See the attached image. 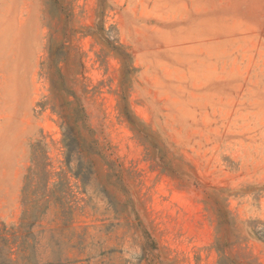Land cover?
I'll return each instance as SVG.
<instances>
[{"label":"rangeland","instance_id":"1","mask_svg":"<svg viewBox=\"0 0 264 264\" xmlns=\"http://www.w3.org/2000/svg\"><path fill=\"white\" fill-rule=\"evenodd\" d=\"M0 224L15 264H264V0H0Z\"/></svg>","mask_w":264,"mask_h":264},{"label":"trees","instance_id":"2","mask_svg":"<svg viewBox=\"0 0 264 264\" xmlns=\"http://www.w3.org/2000/svg\"><path fill=\"white\" fill-rule=\"evenodd\" d=\"M51 83L53 86V80H51ZM76 121L77 119H74L73 121H67V119H64L62 124H64V127L66 126V129H70V137L73 138V140L78 141V135L74 133V127L72 125ZM65 145L68 146L67 143H65ZM15 238H17V233L15 231H10L7 229V226L0 224V264H15V261L12 259V255L16 253L13 250Z\"/></svg>","mask_w":264,"mask_h":264}]
</instances>
